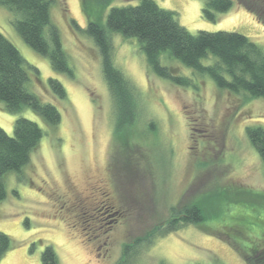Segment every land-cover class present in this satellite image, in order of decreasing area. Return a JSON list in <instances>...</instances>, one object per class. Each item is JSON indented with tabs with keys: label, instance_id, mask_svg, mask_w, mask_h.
<instances>
[{
	"label": "rangeland",
	"instance_id": "rangeland-1",
	"mask_svg": "<svg viewBox=\"0 0 264 264\" xmlns=\"http://www.w3.org/2000/svg\"><path fill=\"white\" fill-rule=\"evenodd\" d=\"M153 1L175 12L192 34L237 32L264 48V23L238 2L207 21L202 0ZM137 2L111 0L110 5ZM50 8L71 77L54 71L22 40L12 12L0 5V33L26 62L27 90L60 114L59 123L48 126L31 109L12 113L0 102L5 133L13 134L18 118L42 130L29 162L4 175L0 232L11 245L0 264H40L47 245L57 264H118L125 245L191 204L200 206L203 222L155 236L136 248L129 264H246L237 246L250 245L242 237L244 227L256 234L264 229V168L245 128L264 127V99L219 89L210 77L163 54V65L192 82L172 84L150 71L135 39L112 34L113 62L138 93V120L118 143L101 58L83 32L93 16L84 14L79 0H56ZM49 78L61 83L64 100L50 91ZM106 205L116 212L100 218Z\"/></svg>",
	"mask_w": 264,
	"mask_h": 264
},
{
	"label": "trees",
	"instance_id": "trees-1",
	"mask_svg": "<svg viewBox=\"0 0 264 264\" xmlns=\"http://www.w3.org/2000/svg\"><path fill=\"white\" fill-rule=\"evenodd\" d=\"M55 1L0 0V5L12 12L13 25L22 40L35 53L46 57L54 71L71 77L72 69L59 32L51 22L50 7ZM110 1L79 0L84 14L87 17L93 16L86 23L83 32L93 41L101 58L102 75L114 108L116 142L123 143L128 136L127 130L138 120V93L113 62L112 34L135 39L150 71L172 84L189 87L192 82L177 70L163 65V54L177 60L197 75L210 77L219 89L264 99V48L246 36L227 31H198L192 34L178 23L175 12L160 8L153 0H138L135 5L112 7ZM236 2L264 23V0H202L201 16L207 21H214L218 14L231 10ZM107 8L109 10L104 16ZM95 17L97 18L94 19ZM100 17L103 21L99 20ZM27 81L25 60L16 47L0 33V102L9 112L16 113L29 108L46 125H57L60 114L56 107L40 101L29 92L26 88ZM47 83L59 100L65 99V90L58 80L49 78ZM245 134L264 168V127H246ZM41 138L42 130L39 125L25 118L15 120L12 135L0 128V202L6 197L4 175L10 171L20 172L29 162L30 155ZM127 144L129 145L128 140ZM112 207L106 205L100 208L99 217L112 215ZM204 219L200 206H183L167 222L154 227L132 244L125 245L122 262L118 264H129L138 252L136 248L150 244L155 236L170 233L185 225H197ZM263 236L264 229L256 234L250 227H244L242 237L250 245L237 248L246 264H264ZM10 245L9 237L0 232V260ZM40 264H57L51 246H45Z\"/></svg>",
	"mask_w": 264,
	"mask_h": 264
}]
</instances>
